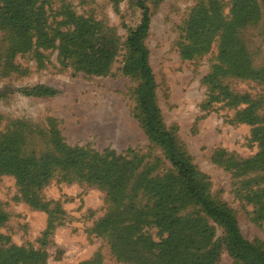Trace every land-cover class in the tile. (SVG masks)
<instances>
[{"label": "rangeland", "instance_id": "obj_1", "mask_svg": "<svg viewBox=\"0 0 264 264\" xmlns=\"http://www.w3.org/2000/svg\"><path fill=\"white\" fill-rule=\"evenodd\" d=\"M143 1L150 8L144 43L162 121L196 167L209 195L232 210L245 238L264 248V218L256 216L250 200L251 191L257 187L255 173L242 176L234 165L258 151L252 140V125L238 120L237 112L246 104L229 105L217 90L212 98L204 78L217 63V40L203 54L186 58L181 53L185 21L204 0ZM217 1L222 15H229L230 0ZM42 3L50 32L72 29V15L89 18L117 37L116 55L106 74L87 73L59 55L57 40L49 48L10 53L9 33L0 27V135L20 131L26 141L25 152L36 156L54 150L55 136L69 147L100 155L109 150L119 155L135 154L140 160L138 171L148 169L151 176H163L171 164L137 118L134 90L138 79L121 70L126 36L141 18L135 0ZM245 38L253 62L260 65L264 62V20L249 27ZM223 82L229 91L260 101L257 112L264 117V84L231 76ZM33 88L51 92L30 94ZM38 195L48 202L46 209L26 200L13 174H0V210L7 216L0 223V244L44 251L45 261L38 264H130L118 260L107 238L93 231L97 220L113 207L104 189L55 169ZM208 222L215 227V237L221 236V227ZM145 231L153 240H160L157 228L147 227ZM217 264L236 263L222 252Z\"/></svg>", "mask_w": 264, "mask_h": 264}, {"label": "trees", "instance_id": "obj_2", "mask_svg": "<svg viewBox=\"0 0 264 264\" xmlns=\"http://www.w3.org/2000/svg\"><path fill=\"white\" fill-rule=\"evenodd\" d=\"M135 3L141 9V18L126 36L121 70L138 79L134 90L137 118L150 140L162 148L171 168L161 177L151 176L148 169L138 171L140 160L135 154L119 155L109 150L100 155L69 147L56 136L54 150L36 156L25 152L26 141L20 131H13L0 135V174H13L26 200L42 209L48 202L41 201L38 191L55 169L104 189L113 207L97 220L93 231L107 238L118 260L130 264H217L222 252H226L236 264H264L263 246L245 238L232 210L209 195L196 167L162 121L144 43L150 8L143 0ZM230 6L229 15L224 16L217 0L200 1L185 21L181 53L186 58L197 56L207 52L212 41H218L217 63L204 79L212 98L217 96V90L229 105L246 104L237 112L238 120L252 125V140L258 151L234 165L242 176L255 173L257 187L249 195L255 204L254 213L264 218V117L257 112L260 101L229 91L223 82L231 76L264 84V62L255 65L245 38L249 27L264 20V0H230ZM70 22L69 31L50 32L42 0H0V27L9 33L10 53L49 48L57 40L64 60L87 73L106 74L116 55L117 37L89 18L72 15ZM48 92V88H33L29 93ZM6 219L0 210V223ZM209 220L221 227V236L215 237V227ZM147 227L158 229L159 241L145 231ZM44 253L0 244V264L44 263Z\"/></svg>", "mask_w": 264, "mask_h": 264}]
</instances>
